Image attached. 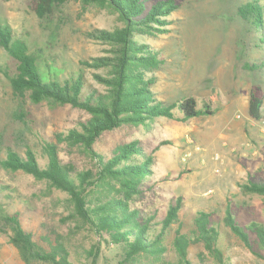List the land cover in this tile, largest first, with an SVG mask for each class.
<instances>
[{"label":"trees","instance_id":"16d2710c","mask_svg":"<svg viewBox=\"0 0 264 264\" xmlns=\"http://www.w3.org/2000/svg\"><path fill=\"white\" fill-rule=\"evenodd\" d=\"M70 1L32 0L43 21ZM85 1L113 8L124 26L89 33L110 45L109 55L81 59L72 71L53 68L54 61L48 62L42 49L16 39L11 26L0 22V47L7 59L0 61V76L12 90L19 97L29 95L35 104L71 105L89 115L67 133H55V141L39 130L28 110L19 107L7 115L6 124L0 119V166L22 170L69 195L74 216L99 236V243L87 251L92 264L100 256L101 243L118 248L116 264H227L231 244L226 238L230 236L264 258V205L263 216H258L249 202L228 199L223 210H200L189 223L180 217L181 197L172 200L164 213L137 207L135 203L144 198L146 181L153 173L154 158L139 141L118 145L109 153L97 148L103 133L124 125L139 126L157 117L188 122L214 114L210 105L198 108L194 97L172 103L160 99L153 87L165 60L158 50L134 39L135 34L166 32L168 17L180 8L179 1ZM237 12L264 42V0H242ZM246 69L263 73L264 79V59L247 63ZM89 74L104 91L92 83ZM248 115L252 120H264L261 83L250 87ZM73 148L86 154L90 168L79 170L61 157L63 151ZM239 186L245 195L264 198V179H248ZM4 189L0 186V195ZM242 210H250L252 215L247 225ZM0 232L7 235L26 264H75L62 236L43 232L36 238L23 227L20 213L8 211L2 203Z\"/></svg>","mask_w":264,"mask_h":264},{"label":"rangeland","instance_id":"374dc122","mask_svg":"<svg viewBox=\"0 0 264 264\" xmlns=\"http://www.w3.org/2000/svg\"><path fill=\"white\" fill-rule=\"evenodd\" d=\"M178 1L180 8L168 17L166 32L135 34L134 39L158 50L165 60L153 87L160 99L172 103L194 97L198 108L210 105L214 114L188 122L157 117L139 126L124 125L103 133L97 148L109 153L118 145L139 141L154 158L153 173L137 207L164 213L172 200L181 197L180 217L189 223L200 210H223L228 199L234 203L245 200L263 216L264 198L243 194L239 185L248 179H264V120H252L248 115L250 87L255 83L264 86V79L263 73L246 69L247 63L263 61L264 42L238 14L242 0ZM0 22L11 26L16 39L42 49L48 62L54 61L53 68L68 71L75 70L81 59L109 55L110 45L89 33L124 26L113 8L85 0H71L45 21L38 18L32 0H0ZM5 60L6 52L0 47V61ZM89 78L104 89L91 74ZM21 106L34 116L48 139L57 132L67 133L89 117L71 105L35 104L29 95L19 97L1 75L2 123ZM61 157L79 170L91 166L86 154L76 148L63 151ZM0 186L5 187L0 203L12 213H20L26 230L36 238L43 232L62 236L75 264H92L87 251L99 243V236L74 216L66 192L22 170L1 166ZM242 212L247 225L252 215L250 210ZM226 239L231 244L227 264H264V258L255 256L236 237ZM118 251L114 245L101 243L96 264H116ZM0 264H26L2 232Z\"/></svg>","mask_w":264,"mask_h":264}]
</instances>
